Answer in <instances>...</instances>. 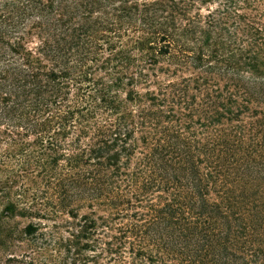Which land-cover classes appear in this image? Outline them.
<instances>
[{
	"label": "trees",
	"instance_id": "obj_1",
	"mask_svg": "<svg viewBox=\"0 0 264 264\" xmlns=\"http://www.w3.org/2000/svg\"><path fill=\"white\" fill-rule=\"evenodd\" d=\"M17 217L61 264H264V0H0Z\"/></svg>",
	"mask_w": 264,
	"mask_h": 264
},
{
	"label": "rangeland",
	"instance_id": "obj_2",
	"mask_svg": "<svg viewBox=\"0 0 264 264\" xmlns=\"http://www.w3.org/2000/svg\"><path fill=\"white\" fill-rule=\"evenodd\" d=\"M29 219L17 217L10 220L7 229L10 237L3 238L0 234V264H61L62 255L57 247L41 244L36 247L22 233Z\"/></svg>",
	"mask_w": 264,
	"mask_h": 264
}]
</instances>
